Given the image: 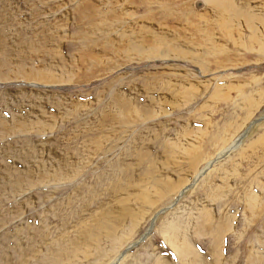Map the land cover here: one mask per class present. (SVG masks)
Here are the masks:
<instances>
[{"label":"rangeland","instance_id":"374dc122","mask_svg":"<svg viewBox=\"0 0 264 264\" xmlns=\"http://www.w3.org/2000/svg\"><path fill=\"white\" fill-rule=\"evenodd\" d=\"M0 264H264V0H0Z\"/></svg>","mask_w":264,"mask_h":264},{"label":"bare ground","instance_id":"6f19581e","mask_svg":"<svg viewBox=\"0 0 264 264\" xmlns=\"http://www.w3.org/2000/svg\"><path fill=\"white\" fill-rule=\"evenodd\" d=\"M259 139V138H258ZM142 197V196H141ZM148 198V197H147ZM119 212V211H118ZM130 213V212H129ZM123 215H125V213H121L120 215H115L116 217H114L113 218V220L112 221H115V222H117L118 220H117V217H121V216H123ZM139 215V214H138ZM126 216H128V215H126ZM153 220V219H152ZM114 222V223H115ZM171 224V226H170V228H168V229H170V230H168V231H170L171 233H169L168 232V236L166 237V241H168L172 246L174 245V243H175V236H176V232H175V228L176 227H178V223L176 222V224L175 223H170ZM170 224H168V225H170ZM167 233V232H166ZM91 237V236H90ZM83 238H85V237H83ZM88 238V237H87ZM86 238V239H87ZM173 241V242H172ZM189 248L188 247H186V248H184V249H180V251H179V254H181V255H184L185 254V252L188 250Z\"/></svg>","mask_w":264,"mask_h":264}]
</instances>
